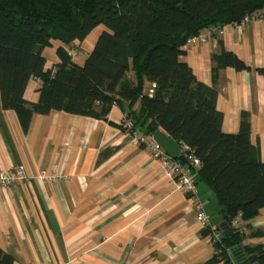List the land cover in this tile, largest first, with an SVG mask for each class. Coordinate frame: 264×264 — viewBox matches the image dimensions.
I'll list each match as a JSON object with an SVG mask.
<instances>
[{"label":"trees","instance_id":"trees-1","mask_svg":"<svg viewBox=\"0 0 264 264\" xmlns=\"http://www.w3.org/2000/svg\"><path fill=\"white\" fill-rule=\"evenodd\" d=\"M256 14H264V0H0L1 107L16 114L24 132L33 115L59 111L107 121L114 106L145 136L161 129L199 160L197 168L189 162L184 168L195 174L196 187L213 194L232 231L225 238L217 228L215 239L203 229L214 248L205 264H264V244H244L263 235L245 229L264 208V162L250 143L247 115L241 114L236 134H226L216 108L220 73L251 69L214 34L211 86L180 61L189 38ZM99 26L105 30L92 51L82 65L74 63L67 49H77ZM54 42L59 63L46 69L42 52ZM255 71L264 75V69ZM32 79L38 82L35 103L24 99ZM118 128L126 131L123 124ZM234 220L244 229L233 227ZM12 263L0 251V264Z\"/></svg>","mask_w":264,"mask_h":264},{"label":"crops","instance_id":"crops-1","mask_svg":"<svg viewBox=\"0 0 264 264\" xmlns=\"http://www.w3.org/2000/svg\"><path fill=\"white\" fill-rule=\"evenodd\" d=\"M104 30L97 27L76 45L74 63L83 64ZM212 34L251 69L220 73L216 108L223 115L222 132L236 134L245 113L250 143L264 162V75L255 71L264 69V20L225 26L207 33L206 44L183 48L180 61L207 86L216 50ZM59 45L43 50L46 69L59 63ZM37 87L29 81L26 101H37ZM150 89L145 85V92ZM124 120L116 106L107 121L53 111L33 115L24 132L16 114L0 104V171L22 167L28 178L0 188V251L12 264H205L212 258L211 238L202 237L191 199L118 128ZM197 191L216 230L222 223L216 199L202 185ZM245 230L263 234L245 245L264 244V208Z\"/></svg>","mask_w":264,"mask_h":264},{"label":"built area","instance_id":"built-area-1","mask_svg":"<svg viewBox=\"0 0 264 264\" xmlns=\"http://www.w3.org/2000/svg\"><path fill=\"white\" fill-rule=\"evenodd\" d=\"M262 20H264V14L246 15L239 23H234L230 26L242 28L248 23L260 22ZM218 33L221 35V30H219ZM208 36L209 35L204 34L189 38L186 42V46H192L196 43L206 44ZM67 52L73 59H75L76 50L74 48L69 49ZM123 125L126 129L125 132L128 134L131 141L138 144L139 146H143L149 152L151 158L154 161L159 162L164 172L168 174V176L174 178L178 188L191 199L197 221L203 225L204 229L209 228L212 230L210 228L208 216L203 209L202 202L198 198V191L195 185V174L186 170L184 166L178 161L169 158L164 150L152 139V136L148 137L143 135L138 130H134L130 121L124 120ZM180 154H182L185 158V161L189 162V164L194 168L199 166V160L189 152V148L187 146L182 145L180 147ZM27 179L28 178H26L22 167H17L9 172L0 171V188H9L19 182H24ZM38 179L42 180L43 176H40ZM240 224L241 223L238 220H234L232 222L233 227H240ZM214 231L215 230H212L214 238L219 239L220 234Z\"/></svg>","mask_w":264,"mask_h":264},{"label":"water","instance_id":"water-1","mask_svg":"<svg viewBox=\"0 0 264 264\" xmlns=\"http://www.w3.org/2000/svg\"><path fill=\"white\" fill-rule=\"evenodd\" d=\"M152 139L164 150V152L169 156V158L178 161L183 166L186 164L184 156L180 154V146L176 142H174L170 137L157 131L152 135ZM225 225L226 223L222 222L219 228L222 229L223 236L227 238L232 234V231L226 230Z\"/></svg>","mask_w":264,"mask_h":264},{"label":"rangeland","instance_id":"rangeland-1","mask_svg":"<svg viewBox=\"0 0 264 264\" xmlns=\"http://www.w3.org/2000/svg\"><path fill=\"white\" fill-rule=\"evenodd\" d=\"M54 44H57V42H54ZM72 48H74V47H72ZM75 50H76V56H77L78 51H77V49H75ZM67 51H69V49H67ZM76 56H75V58H76Z\"/></svg>","mask_w":264,"mask_h":264}]
</instances>
